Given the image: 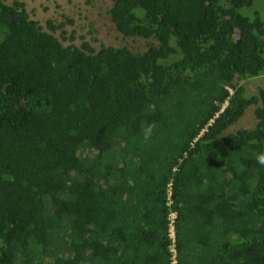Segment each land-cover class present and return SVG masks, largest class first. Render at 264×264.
<instances>
[{
    "label": "trees",
    "instance_id": "trees-1",
    "mask_svg": "<svg viewBox=\"0 0 264 264\" xmlns=\"http://www.w3.org/2000/svg\"><path fill=\"white\" fill-rule=\"evenodd\" d=\"M108 12L155 42L96 49L48 20L64 45L0 0V264H264V87L240 83L264 77V0Z\"/></svg>",
    "mask_w": 264,
    "mask_h": 264
},
{
    "label": "rangeland",
    "instance_id": "rangeland-1",
    "mask_svg": "<svg viewBox=\"0 0 264 264\" xmlns=\"http://www.w3.org/2000/svg\"><path fill=\"white\" fill-rule=\"evenodd\" d=\"M11 3L12 0H3ZM25 2L29 16L39 21L43 29L53 33L64 45L69 41L61 38V31L50 30L46 22L52 21L54 24L65 23L64 30L67 36L74 35L73 42L80 45L83 41H88L93 47L99 49L101 45L106 46H125L134 52H144L153 39H144L139 37H125L116 28L110 19L109 9L112 6V0H23ZM68 19L72 21L69 22ZM247 89V94L257 93L259 88L264 87V77H255L248 81H241ZM256 122L254 116V107H248L244 115L224 133L233 132L238 129L251 128ZM82 126H78L80 130ZM255 260L260 262L264 260L261 256V250L255 249ZM59 264H69L60 261ZM73 264V263H71Z\"/></svg>",
    "mask_w": 264,
    "mask_h": 264
},
{
    "label": "clouds",
    "instance_id": "clouds-1",
    "mask_svg": "<svg viewBox=\"0 0 264 264\" xmlns=\"http://www.w3.org/2000/svg\"><path fill=\"white\" fill-rule=\"evenodd\" d=\"M156 128L155 123H149L144 128V136L143 140L145 143L150 141V138L153 134L154 129ZM254 158L256 163L262 167H264V151H260L254 154Z\"/></svg>",
    "mask_w": 264,
    "mask_h": 264
},
{
    "label": "built area",
    "instance_id": "built-area-1",
    "mask_svg": "<svg viewBox=\"0 0 264 264\" xmlns=\"http://www.w3.org/2000/svg\"><path fill=\"white\" fill-rule=\"evenodd\" d=\"M170 216H171V218H173L175 215H174V213H172ZM170 231H171V236L173 237L174 236V232H173V227L172 226H171Z\"/></svg>",
    "mask_w": 264,
    "mask_h": 264
}]
</instances>
